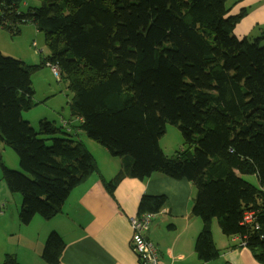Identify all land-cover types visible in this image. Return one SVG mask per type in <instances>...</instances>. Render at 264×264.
Wrapping results in <instances>:
<instances>
[{
  "label": "trees",
  "instance_id": "1",
  "mask_svg": "<svg viewBox=\"0 0 264 264\" xmlns=\"http://www.w3.org/2000/svg\"><path fill=\"white\" fill-rule=\"evenodd\" d=\"M38 1L22 11L21 0H0V28L16 35L20 24L33 22L44 32L45 63L68 82L71 116L121 159L108 186L155 170L186 179L196 190L191 213L202 222L197 258L219 256L212 235L217 220L223 235L239 238L264 264V32L252 40L233 34L246 10L231 14L227 0ZM35 69L0 51V141L23 170L2 165V178L22 195L23 224L56 215L71 190L99 171L64 125L43 118L35 129L22 119L33 105ZM169 120L183 138L171 157L159 145ZM242 175H255L259 187ZM167 204L163 194L142 195L137 215ZM64 247L50 232L42 260L58 264ZM0 264L20 263L7 253Z\"/></svg>",
  "mask_w": 264,
  "mask_h": 264
},
{
  "label": "crops",
  "instance_id": "2",
  "mask_svg": "<svg viewBox=\"0 0 264 264\" xmlns=\"http://www.w3.org/2000/svg\"><path fill=\"white\" fill-rule=\"evenodd\" d=\"M226 6L231 8V14L246 10L234 27L236 37L252 40L263 34L264 0H227ZM73 121L78 123L75 129L71 128ZM80 122L81 118L71 114L69 119H61V125L66 123L65 128L69 132L74 130L77 139L93 155L97 165L99 163V171L73 188L60 212L49 219L35 215L27 225H21L16 212L8 217L2 215L7 227L1 237H9V245L3 248L4 254H0V263L4 255L10 253L20 264H46L39 254L47 234L55 231L65 242L58 264H138L130 245L129 217L137 214L142 195L163 194L168 204L146 231V236L156 244L163 264H260L246 247L237 245V237L224 235L226 239H222L213 224L215 245L223 252L209 262L200 261L194 251V243L202 222L191 213L196 196L193 184L155 170L144 179L125 176L110 188L107 183L120 170L121 159H112L107 149L97 147L92 139L84 138L86 133H81ZM159 145L168 156L160 140ZM95 151L104 162H98ZM31 224L40 227L41 232H34L32 236ZM167 226L173 232L172 237L166 235Z\"/></svg>",
  "mask_w": 264,
  "mask_h": 264
},
{
  "label": "rangeland",
  "instance_id": "3",
  "mask_svg": "<svg viewBox=\"0 0 264 264\" xmlns=\"http://www.w3.org/2000/svg\"><path fill=\"white\" fill-rule=\"evenodd\" d=\"M29 5H39V1L21 0L20 9L22 11H26ZM18 29L19 33L16 35H11L8 31L0 28V51L5 55L21 59L27 65L37 66V69L31 72V82L34 90L33 105L30 109L21 112L22 119L28 121L35 129L38 128V123L43 118H46L49 121H54L55 124L57 123L59 125L61 124L62 118L69 119L70 117L69 103L72 98V92L68 88V82L62 73L56 74L53 71V66L56 67V65L49 64L48 62L45 63L46 60H49L48 57L50 56V51L45 42L44 32L39 31L33 22L20 24ZM262 43H264V40ZM71 124L72 129H75L78 125L76 121L71 122ZM70 133L72 138H78L74 130ZM81 133L84 134L83 131H81ZM85 137H87V139H91L88 138L86 134H84V138ZM159 140L161 141V146L167 151L169 157L174 156L176 151H178L183 146L181 132L172 120L167 121L166 131ZM92 141L95 143V145H97V147L104 149L101 144L93 139ZM95 154L98 158V162H104L103 157L98 152L95 151ZM112 159H118V157L112 156ZM2 165L13 170L23 171L19 165L17 154L3 141H0V254L2 253L3 255V248L6 245H9V237H1L3 230H5L7 227L5 226V220H2V215L8 217L11 215V213L16 212L18 221L21 223V225L27 224H23L19 220L22 195L19 192H10L8 190L5 181L2 178ZM242 178L256 187L259 186L258 179L255 175H242ZM160 213L162 212L157 213V216ZM243 221L249 222L245 221L244 219ZM213 226L215 231L219 232L222 239H226L217 224V220L213 221ZM41 230L42 229L36 224H31L30 234L33 236L34 232H41ZM147 230L148 227L144 231L145 237H147ZM166 231H168L166 232V235H170L171 237L173 236V232L172 230H169L168 226ZM48 234H50V232ZM237 239V245L239 244V247H245L243 242L239 238ZM216 241L218 242V239H216ZM220 252L222 253L223 251L220 250ZM39 255L41 257V254Z\"/></svg>",
  "mask_w": 264,
  "mask_h": 264
},
{
  "label": "built area",
  "instance_id": "4",
  "mask_svg": "<svg viewBox=\"0 0 264 264\" xmlns=\"http://www.w3.org/2000/svg\"><path fill=\"white\" fill-rule=\"evenodd\" d=\"M53 71L56 74H60L59 69L55 66H53ZM63 125L66 127V123ZM155 215H157V213L145 212L140 215L129 217L132 229L131 249L138 258V264H163L159 259L157 248L151 241L147 240L144 235V231L147 229ZM251 218V213H246L244 215L245 221H250Z\"/></svg>",
  "mask_w": 264,
  "mask_h": 264
}]
</instances>
